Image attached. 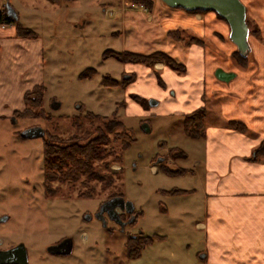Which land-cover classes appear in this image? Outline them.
I'll list each match as a JSON object with an SVG mask.
<instances>
[{
  "label": "rangeland",
  "instance_id": "obj_1",
  "mask_svg": "<svg viewBox=\"0 0 264 264\" xmlns=\"http://www.w3.org/2000/svg\"><path fill=\"white\" fill-rule=\"evenodd\" d=\"M120 1L0 0L1 6L14 11L17 21L31 24L40 37L51 40L44 58L47 63L54 61L56 78L49 79V68H45L48 79L44 83L42 107L52 118L59 137L67 138L88 129V120L84 118L87 111L110 116L116 110L117 118L132 139L121 166L116 163L110 166L114 172L112 185L102 188L100 182H93L92 198H77L79 187L69 191L62 187L61 194L46 197L42 138L25 139L15 132L32 127L51 131L52 125L41 118L0 121V219L6 217L0 221V250L23 246L26 264H138L128 258L125 241L140 232L150 237L163 236L156 237L153 245L144 250L142 264H146V259L153 264H180L186 252L185 243L202 238L201 231L194 229L188 220L184 226L181 223L184 198L162 192L190 187V174H168L157 162L162 158L161 163L170 170L184 165L191 168L195 154L183 163L172 156L177 151L174 145L189 141L183 132L182 118L164 115L177 112L183 107L185 96L197 89L201 66H191L187 56L184 59L182 55L184 61L179 63L184 66V72L167 66L170 75L164 77L165 84L157 75L163 86L145 84L135 89L130 76L122 84L123 64L112 57L102 58L106 50L122 51L119 40L112 34L115 29L120 30L119 19L106 14L109 8L116 9ZM179 34L183 45L192 41L189 33ZM201 41L205 46L201 47L203 51L209 41ZM126 65L152 67L132 62ZM127 67L125 71L129 72ZM86 69H94L96 74L80 79L78 75ZM105 75L116 80L117 85H102ZM53 103L59 105L57 109L52 108ZM77 105H82V110ZM206 107L211 111L207 120L217 121L218 108L208 96ZM74 117L78 118L81 129L72 126ZM199 154L198 147L196 156ZM152 165H156L157 172H152ZM120 167L122 170L118 171ZM112 194H120L134 206L133 212L123 216V221L114 222L101 212L100 207ZM140 211L142 214H137ZM63 239L71 241L69 253L47 251Z\"/></svg>",
  "mask_w": 264,
  "mask_h": 264
},
{
  "label": "crops",
  "instance_id": "obj_2",
  "mask_svg": "<svg viewBox=\"0 0 264 264\" xmlns=\"http://www.w3.org/2000/svg\"><path fill=\"white\" fill-rule=\"evenodd\" d=\"M240 1L245 6L249 30H256V34L248 33L250 50L244 67L232 58L236 46L229 39L228 24L214 12L191 13L168 7L160 0H152L149 9L121 0L116 9L106 11L108 17L119 19L120 30L112 34L122 51L144 55L163 52L178 63L184 61L183 55L191 66H201L197 89L185 96L177 112L164 115L180 117L183 122L186 114L202 107L206 111L203 136L190 138L184 134L189 141L174 145L182 163L195 154L191 168H179L190 174L191 186L178 188L188 192L176 195L184 198L181 223L184 226L188 220L202 235L198 241L185 243L180 264H264V156L254 157L255 148L264 140V0ZM6 16V8L0 5V121L15 119L14 112L25 107L24 93L36 85L45 86L47 67L49 79L56 78L57 68L54 61L47 63L44 58L51 40L40 37L31 24L18 20L36 34L33 38L19 36L15 24L3 23ZM171 31L206 39L208 47L202 51L204 44L183 45L168 34ZM121 63V78L130 76L135 89L145 84L157 87L170 75V69L161 62L151 68ZM217 69L233 73V77L221 81L215 76ZM158 74L162 81L157 80ZM207 96L218 108L215 122L207 120L211 114L206 107ZM230 121L244 125L245 130L230 127ZM198 147L200 154L196 156ZM136 236L146 235L140 232ZM154 242L137 258H128L142 264L144 250ZM146 264L153 263L146 259Z\"/></svg>",
  "mask_w": 264,
  "mask_h": 264
},
{
  "label": "trees",
  "instance_id": "obj_3",
  "mask_svg": "<svg viewBox=\"0 0 264 264\" xmlns=\"http://www.w3.org/2000/svg\"><path fill=\"white\" fill-rule=\"evenodd\" d=\"M57 2L58 0H48ZM73 1V0H71ZM146 8L152 6L151 0H134ZM208 11H191V13H205ZM216 14V13H215ZM216 16L223 20L218 14ZM4 24H15L17 34L21 37L33 38L36 34L23 27L17 19L6 16ZM250 33L256 34V30H249ZM172 38L182 41L179 31L168 33ZM192 41L196 44H202V41L192 36ZM187 44V43H186ZM233 58L244 67L247 64V57H242L237 51L232 54ZM112 57L119 62H132L148 66L161 62L164 65L182 73L184 66L163 52H153L148 55L137 54L129 51L116 52L106 50L102 58ZM96 74L94 69H86L78 77L80 79L92 78ZM102 85L112 87L117 84L116 80L110 76L102 77ZM125 80H121L123 84ZM45 86L40 84L32 87L24 93L23 99L25 107L14 112L15 118H41L47 123H52V118L44 111L42 107ZM79 110H82L80 105ZM205 108H199L183 117V132L187 137L200 138L204 132ZM75 118V117H74ZM84 118L88 120V129L82 130L80 134H72L67 138H61L57 134V127L52 125L51 131L44 129L43 141V191L46 197H53L61 194L62 187L72 190L79 187L76 191L77 198H92L94 194L93 182H100L102 188H107L114 183V172L110 170L111 164L121 166L124 152L129 148L132 139L128 137V132L124 124L117 118L116 110L110 116L85 112ZM230 127L244 131V125L237 122H228ZM72 126L81 129L80 122L76 117ZM19 137L20 132H15ZM22 138V137H21ZM178 151L172 152L173 158L179 157ZM264 156V140L254 150V157L261 158ZM161 169L168 174H184L183 169L170 170L160 164ZM120 167L118 171H121ZM165 194H184L186 190H163ZM112 194L108 198L114 197ZM162 238L160 236H136L129 237L125 243V249L129 258H137L141 251L151 244L154 239Z\"/></svg>",
  "mask_w": 264,
  "mask_h": 264
},
{
  "label": "water",
  "instance_id": "obj_4",
  "mask_svg": "<svg viewBox=\"0 0 264 264\" xmlns=\"http://www.w3.org/2000/svg\"><path fill=\"white\" fill-rule=\"evenodd\" d=\"M171 8H181L186 11H212L222 17L229 26V39L235 44L238 53L246 57L250 47L248 44V25L246 23L245 6L240 0H161ZM7 14L15 18L16 15L11 8H7ZM217 79L228 81L233 77V73H228L222 69L215 72ZM53 109L58 108V104L53 103ZM79 108V105H77ZM149 131V129L147 130ZM44 130L40 127L26 128L20 132V136L25 139H32L44 136ZM109 219L119 222V213H130L133 205L124 201L121 197H114L103 204ZM107 208V209H106ZM6 220L2 217L0 221ZM71 250V241L65 239L58 244L49 246L47 251L52 254H67ZM0 264H26V253L21 245L0 250Z\"/></svg>",
  "mask_w": 264,
  "mask_h": 264
},
{
  "label": "flooded vegetation",
  "instance_id": "obj_5",
  "mask_svg": "<svg viewBox=\"0 0 264 264\" xmlns=\"http://www.w3.org/2000/svg\"><path fill=\"white\" fill-rule=\"evenodd\" d=\"M107 200H108V199H106V201H107ZM106 201H105V202H106ZM105 202H104V203H105ZM104 203H103V204H104ZM101 207H102V208H101ZM101 207H100V209H101V212L103 213V215H106V216L108 217V215H107L106 212H105V209L103 208V205H102ZM106 209H107V208H106ZM125 214H127V213H125V212H120V213H119V217H120V220H121V221H123V216H124ZM108 218H109V217H108ZM63 240H65V239H63ZM63 240H61V241H63ZM58 243H59V242H58Z\"/></svg>",
  "mask_w": 264,
  "mask_h": 264
}]
</instances>
